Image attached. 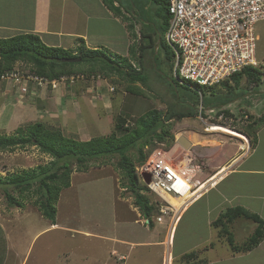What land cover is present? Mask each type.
I'll return each instance as SVG.
<instances>
[{"label":"rangeland","instance_id":"obj_1","mask_svg":"<svg viewBox=\"0 0 264 264\" xmlns=\"http://www.w3.org/2000/svg\"><path fill=\"white\" fill-rule=\"evenodd\" d=\"M122 3L125 6L129 3L134 5V13L141 17L142 23L136 22L137 37L130 35L131 44L140 43L143 23L149 27L150 32H161L166 40L168 24L156 14L159 4L154 0H123ZM54 4L57 13L65 10L70 17L69 7L63 8L61 3ZM82 5V27L88 29L91 39L99 38V46L107 48L108 51L130 56L128 47L125 49L123 45L124 39L120 38L124 33L122 22H125L126 26L128 22L115 15L103 0H82ZM126 14L131 15L127 12ZM112 15L120 17L121 22ZM255 33L258 37L256 64L264 73V19L255 24ZM165 58L166 52L162 48L157 59H153L152 53L146 56L143 75L147 81L145 85L137 83L142 86V95L131 94L126 89L130 82L123 77H108L100 72L64 75V79H60L56 87L52 85V90L49 89L52 101L49 98L44 101L46 108L41 97L37 95L39 97L34 111L19 115L18 119H12L11 122L5 120V117H0V134H16L19 127L42 121L61 127L68 137L89 140L94 136L112 133L115 130L116 118L121 113L137 117L152 108L166 110L170 103H175V96L169 84L155 72L159 65L160 72L171 73V66L169 63L165 64ZM17 65L20 68L24 65L27 69L25 62L20 61ZM68 84L71 95L76 97L67 99L65 103L64 96L63 103L55 94L58 89ZM34 85L40 87L39 90L44 89L41 88L44 86ZM242 88L247 90L246 94L242 95L240 90L237 91L241 96H236L227 104L235 113L232 117H226L224 114L218 116L217 109L210 107L203 108L206 115L202 116L200 105L199 115L172 120L171 132L176 136L172 148L176 147L173 150L171 148L167 151L166 144L161 143L144 148L145 153L152 148H155L153 151H165L164 159L173 167H188L187 170L190 169L194 173V180L205 179L209 173L215 174L211 178L213 181H209L200 190L202 196L192 201L185 212H181L184 213L176 225L172 264H184L182 256L194 250L200 252L201 258L209 260V264H256L261 261L258 255L233 258L231 254L235 252L226 238L220 236V229L212 225V221L226 208L239 204L250 206L251 196L264 192V187L257 185L258 180L264 181V173L253 170L264 169V129L251 153L249 136L243 130L248 118L244 113L264 115V82L256 92L244 78ZM212 125L222 126L224 130L213 129ZM181 135H186L194 145L186 149L178 143L177 139ZM132 152L134 158H137L138 151ZM237 157L240 158L231 165L233 169L230 168L231 162ZM119 158V155H116L107 162L103 159L92 161L84 171L78 170L76 164L73 165L71 186L61 192L58 201L56 224L44 217L34 203L37 195H33L29 201L22 197L20 206H12L6 198V190L17 198H21V195L11 186L0 185V258L7 259L9 264H122L123 260L120 259L124 256L128 258V255L121 254L130 252L131 262L142 260L131 264L161 263L167 255L166 245H148L143 242L157 241L158 228L161 233L165 232L169 226V217L160 225L156 222L157 225L153 229L146 223L145 217L136 206L132 192L124 187L123 173L118 166ZM52 160L49 154L42 152L35 145L14 150L0 149V175L6 177L24 170L37 169L41 165H50ZM194 161L202 167L199 172L191 167ZM139 169L138 167L140 183L146 185ZM179 172L187 177L185 170L180 169ZM187 178L191 180L190 176ZM215 182L218 184L215 185ZM200 191L196 194L200 195ZM146 193L160 204V197L152 192ZM258 204H261L259 209L253 210H260L263 206L264 211V201ZM263 211H260L262 216ZM256 225L250 219H237L231 225L236 243L241 245L246 242ZM119 255L122 258H119Z\"/></svg>","mask_w":264,"mask_h":264},{"label":"trees","instance_id":"obj_2","mask_svg":"<svg viewBox=\"0 0 264 264\" xmlns=\"http://www.w3.org/2000/svg\"><path fill=\"white\" fill-rule=\"evenodd\" d=\"M103 1L115 15L128 22L129 34L136 38V22L140 24L142 22L141 17L134 13V5L129 3L125 6L122 3L123 0ZM154 1L159 4L156 14L168 24L169 28L171 20L169 0ZM126 12L131 15L128 16ZM148 28L145 23L142 24L141 41L139 44L133 43L129 46L130 56L108 51L102 46L88 47L84 39L81 40L77 53H73L62 47L47 45L36 33H19L7 38L0 37V74L14 70L20 61L27 64V69L24 65L22 68L19 67L20 70L22 69L21 72L37 74L51 81L78 72L88 74L100 72L104 76L115 75L128 80L130 83L126 89L134 95L143 94L142 86L137 83L145 85L147 81L143 75L146 56L152 53L155 60L162 48L166 52L165 64H170L171 73L160 72L159 65L155 72L169 84L176 100L175 103H170L166 110L152 108L137 117L121 113L116 118L115 130L112 133L94 136L89 140L68 137L61 127L42 121L21 126L16 134H0L1 150H14L35 145L53 158L50 165H41L37 169L24 170L25 172L9 174L6 177L0 175L1 186H11L21 195V198H17L6 190V198L12 206H20L22 197L29 201L33 195H37L38 198L34 203L44 217L50 219L52 224H56L58 201L61 192L71 186L73 165L76 164L78 170L84 171L88 169L92 161L103 159L107 162L111 157L119 155L118 166L123 173L124 187L132 192L136 206L139 207L145 219L149 220L150 227H153V218L161 216L160 204L153 201L146 193L150 190L140 183L137 166L144 164L155 148L147 153L144 148L161 143L166 144L167 151L170 150L176 140V136L171 132L172 120L199 115L200 105H202L200 112L202 116L206 115L203 108L210 107L217 109L218 116L224 114L226 117H232L235 113L227 104L236 96H241L237 91L240 90L242 95L246 94L247 90L242 88L243 79L245 78L256 92L264 82V73L261 68L252 64L213 85L195 84L190 80L182 82L178 75L174 74L175 52L161 32L153 33ZM67 57H80L81 61L65 62L63 59ZM244 114L248 115V118L243 130L250 138L251 147L255 148L259 142L258 133L264 126V115ZM132 151H138L137 158H134ZM239 218L250 219L257 224L254 232L241 245L236 243L231 229V225ZM212 225L220 229V236L226 238L233 252L251 251L264 240V218L241 204L223 210L212 221ZM182 258L184 264H208L196 250L185 253Z\"/></svg>","mask_w":264,"mask_h":264},{"label":"built area","instance_id":"obj_3","mask_svg":"<svg viewBox=\"0 0 264 264\" xmlns=\"http://www.w3.org/2000/svg\"><path fill=\"white\" fill-rule=\"evenodd\" d=\"M169 12L166 40L175 52L174 74L180 81L209 86L257 63L255 24L264 19V0H169ZM60 79L51 81L19 68L0 74V80H11L21 93H28L30 84L56 87ZM164 153L153 151L139 171L148 176L149 190L160 197L158 220L168 216L173 228L195 196L190 180L164 159ZM165 193L183 199L182 205H172Z\"/></svg>","mask_w":264,"mask_h":264},{"label":"crops","instance_id":"obj_4","mask_svg":"<svg viewBox=\"0 0 264 264\" xmlns=\"http://www.w3.org/2000/svg\"><path fill=\"white\" fill-rule=\"evenodd\" d=\"M54 3H61L63 8L69 7L70 14H71L70 17H68L67 11L65 12V10H63L62 13H57L55 11ZM82 13L84 14L82 0H0V37L7 38L10 36L19 34V33H36L41 37V39L47 45L62 47L64 49L73 51V53H77L78 51L77 48L80 46V42L82 39L85 40L86 45L88 47L92 45L94 46L91 48L99 47L98 42H100L101 40L99 38L92 40L90 35L88 34V29H85L82 27L83 25ZM78 14H79V19H78ZM112 16L117 21L121 22L119 19L120 17L118 18L114 15ZM122 27H123L124 33L123 35H120V38L124 39L123 45L125 46V49H126V47L129 48V44L131 45L130 34L127 29V26L125 25V22L124 23L122 22ZM91 42L94 44H91ZM128 48H127V51H128ZM17 66L18 65L16 64L15 68H19ZM39 88L40 87H37L34 84H31L29 86V93H21L20 89L17 86H15L12 82L9 83L8 81L0 80V117L2 118L5 117V120H8L9 122H11L12 119L14 120L18 119L17 116L19 115L21 116L22 114L24 115V113L31 112L32 110L34 111L36 108L35 105L37 104L36 100H37V97L39 96L41 97L40 99L43 101L44 108H46L47 104L44 101L47 98H49L50 101H52L51 100L52 97H50L51 94L49 92V89L52 90L51 89L52 86L47 85V86L41 87V88H44L41 90H39ZM69 89H70V84L64 87L62 86L60 90L58 89L59 91L57 90L55 97H57L58 100H61L63 103L64 101L66 103V100L69 98L74 99L76 96H72ZM75 90L77 94L78 91L77 89ZM51 93L53 94L54 92L51 91ZM64 96L65 98L63 101ZM41 107H43V105ZM263 129H264V126L259 131L258 133L259 136ZM193 143L194 142L192 141V145H194ZM175 147H173L172 150ZM252 150L253 148H251L250 153ZM238 158L240 157L235 158L231 162L230 168L233 169V166L231 165L233 164L235 160H238ZM196 163L195 161L192 162L191 167H193V169L199 172V170L202 169V167L200 166V164L197 165ZM175 167L174 168L178 172L180 169L185 170V174L187 175V177L188 176L191 177V182H193L195 185H198L199 183L204 182L203 184H205L206 186V184L209 181L212 182L211 178L215 176L213 172L212 174L209 173L205 177V179L194 180L195 178L194 173H192L190 169L187 170L188 167L180 166V165H177ZM253 170L264 173V169L258 168V169H253ZM218 182H215V185L218 184ZM257 185L264 187V181L258 180ZM201 196H202V193H200V195H198L194 201H196ZM251 199H252L251 200L252 204L246 207L260 214V211H263V206L260 208V210H253V209H259V206H261V204H258V203L260 201H264V192L253 194L251 196ZM183 213L181 214V218H182ZM260 215L262 216V214ZM262 217L264 218V215ZM153 220H154V226L152 227V229L157 225V223L158 225H160L163 222H165V221L160 222L157 216H155ZM146 223H149L148 219H146ZM170 225L171 224H169L168 229L163 233H161L158 228V232L156 234L157 241L143 242L148 245H152V243L166 245L165 253H167V255L166 257L163 258L162 262L159 264H164V262L165 264H172L171 258H173L172 252L174 249L173 244L175 243L176 225H173V228ZM116 251L119 252L118 250ZM240 253L241 252H235L231 254V256H234L233 258H235V257H240L242 255L243 258H246L248 256L258 255L260 257L259 260L261 261H258L256 264H260L261 262H264V240L256 248L252 249L249 252H246V254L243 252L241 254ZM119 254L121 253L119 252ZM124 254H127L128 258L127 257L125 258ZM121 255H123L124 256L123 258L125 259H123ZM121 255H119L118 257L122 258L120 259V261L123 260L121 261L123 262L122 264H131L133 262L142 261L140 259V260L131 262V260L129 259L130 252L128 253L123 252ZM113 258L117 260L116 257H113ZM0 262H2V264H9V261L7 259L4 260V258H0ZM207 262L209 264L210 261L208 260ZM22 264H24V262H22Z\"/></svg>","mask_w":264,"mask_h":264},{"label":"water","instance_id":"obj_5","mask_svg":"<svg viewBox=\"0 0 264 264\" xmlns=\"http://www.w3.org/2000/svg\"><path fill=\"white\" fill-rule=\"evenodd\" d=\"M63 60L65 62H79L81 61V58L80 57H67V58H64ZM177 142L183 145L186 149H189V147L192 145V141L186 135H181L180 137H178ZM143 177L145 179H148L146 175H144Z\"/></svg>","mask_w":264,"mask_h":264},{"label":"bare ground","instance_id":"obj_6","mask_svg":"<svg viewBox=\"0 0 264 264\" xmlns=\"http://www.w3.org/2000/svg\"><path fill=\"white\" fill-rule=\"evenodd\" d=\"M211 127L215 128V129L224 130V127H222V126H215V125H212ZM237 133H238V132H237ZM245 139H246V138H245ZM211 180H212V179H211ZM212 181H213V180H212ZM203 183H204V182H203ZM204 185H205V184H201V185L198 187V189H197V191L195 192V194L198 193L200 190H202V189L204 188ZM164 195L170 200V202L172 203V205L177 206V207H179V206L182 205V203H181V201H180L179 199H175L173 196H171V195H169V194H167V193H165ZM196 195H197V194H196ZM186 197H191V195H188V196H186Z\"/></svg>","mask_w":264,"mask_h":264},{"label":"clouds","instance_id":"obj_7","mask_svg":"<svg viewBox=\"0 0 264 264\" xmlns=\"http://www.w3.org/2000/svg\"><path fill=\"white\" fill-rule=\"evenodd\" d=\"M256 62H257V61H256ZM252 65L257 66L258 64H252ZM28 92H29V91H28ZM248 139H249V141H250V138H248ZM139 166H140V165H138L137 168H138ZM179 173H180V172H179ZM180 174H181V173H180ZM144 175H146V174H144ZM144 175H141V176L143 177ZM146 176H147V175H146ZM147 177H148V176H147ZM143 178H144V177H143ZM144 180H147V179L144 178ZM189 180H190V179H189ZM190 182H191V180H190ZM145 184H146V183H145ZM201 184H203V183H199L198 185H194V184L191 183V185H192V190H193V191H192V192H193V195H192V196H195V198L192 199L191 202L194 201V200L196 199L197 196L195 195V192L197 191L198 187H199ZM146 186H147V185H146ZM148 189H149V188H148ZM150 193H151V191H150ZM152 193H153V192H152ZM200 193H201V191H200ZM154 194H155V193H154ZM198 194H199V193H198ZM198 194H197V195H198ZM155 195L158 196L157 194H155ZM158 197H159V196H158ZM173 197H174V196H173ZM174 198H175V197H174ZM159 199H160V198H159ZM175 199H177V198H175ZM179 200H180L181 203H182L183 199H179ZM191 202L188 203V205L185 207L184 211H186V208L189 207V204H190ZM161 205H162V204H161V202H160V211H161ZM181 214H182V213H181ZM161 215H162V212H161ZM166 217H168V216H165L164 219H166ZM164 219H163V220H164Z\"/></svg>","mask_w":264,"mask_h":264}]
</instances>
